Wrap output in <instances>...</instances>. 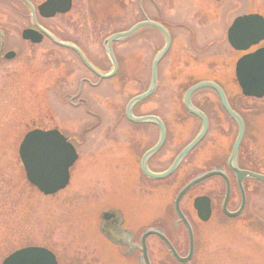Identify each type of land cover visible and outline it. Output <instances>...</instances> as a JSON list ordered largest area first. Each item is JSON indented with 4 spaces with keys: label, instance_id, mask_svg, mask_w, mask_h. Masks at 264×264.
<instances>
[{
    "label": "rangeland",
    "instance_id": "rangeland-1",
    "mask_svg": "<svg viewBox=\"0 0 264 264\" xmlns=\"http://www.w3.org/2000/svg\"><path fill=\"white\" fill-rule=\"evenodd\" d=\"M146 3L143 1V5ZM155 3L163 10L175 43L160 64L156 93L137 112L187 115L182 106L187 87L197 81H214L246 117L243 164L264 174V98L241 94L234 73L241 54L227 40V30L238 16H264V0ZM141 7L138 0H74L69 13L40 19L61 40L80 44L91 63L109 69L105 39L139 21ZM151 12L155 16L156 12ZM30 24V13L19 0H0V264L13 251L26 246L50 249L60 264H137L134 258L104 245L99 232L100 214L104 209L121 207L130 224L146 218H154V223L156 217H166L167 213L174 217L172 205L179 185L166 189L135 181L137 171L121 157L124 145L117 144L118 138L128 140L123 135L129 126L124 117L126 105L149 87L154 54L163 41L157 34L142 31L117 42L114 50L120 61L119 74L99 85H81L80 97L85 101L75 106L70 98L77 92L80 79L95 82L97 76L67 48L48 39L40 43L25 40L22 32ZM9 50L17 55L3 59V53ZM193 101L211 116L212 128L183 164L181 171L186 177L215 163L221 149L229 153L237 133L214 90L201 89ZM35 128L60 129L79 154L69 186L55 195L46 196L29 183L19 156L25 134ZM197 130L194 124L189 133ZM246 185L244 214L223 219L219 213L202 226L191 264H264V230H258L255 222L264 221V183L249 180ZM209 189L216 195L223 193L220 182L210 180L190 193V205L196 195ZM184 205L190 209L188 199ZM191 216L197 220L193 208ZM153 244L152 256L159 260L162 257L156 249H164Z\"/></svg>",
    "mask_w": 264,
    "mask_h": 264
},
{
    "label": "water",
    "instance_id": "water-1",
    "mask_svg": "<svg viewBox=\"0 0 264 264\" xmlns=\"http://www.w3.org/2000/svg\"><path fill=\"white\" fill-rule=\"evenodd\" d=\"M24 2H26L30 8L35 27L24 29L22 37L33 43H40L43 41L44 36H46L54 44L73 50L76 52L82 63L99 77L100 81L114 77L119 70V62L113 48V44L115 42L129 38L139 29L146 26H152L162 31L165 35L166 43L153 59L150 85L142 93L132 97L127 103L125 109V115L129 120L142 122L159 120L155 116L148 115L136 117L133 110L137 104L150 98L158 88L159 64L166 56L172 43L170 32L163 25L150 19H146L126 31L117 32L108 37L104 41V47L106 48L107 54L111 60L112 70L108 73H104L90 62V60L76 44L58 39L51 32L42 27L37 21V10L42 17L51 18L57 13H68L73 6L72 0H46L38 6L37 10L29 0H24ZM2 34L3 33L0 30V37L3 40ZM228 40L231 46L238 51H248L253 46L260 44L264 40V16L260 14H247L237 17L229 28ZM15 54L16 52L14 50L8 51L5 54V58L12 59L15 57ZM236 76L242 89V93L245 96L255 98L264 97V47H260L253 52L243 55L237 61ZM203 88H211L216 92L225 112L238 124V135L229 157V164L237 176L242 191V204L239 210L234 213H230L227 210L230 183L227 175L221 169L213 168L207 172L199 174L179 191L174 201L179 218L188 227L190 236V250L188 256L180 257L171 242L163 233L156 229H151L146 231L142 239V258L145 260L146 264H151V261L148 255L145 239L151 234L159 235L178 261L182 263H190L194 254V236L190 222L180 208V202L184 195L195 185L215 175L224 176L227 182V196L223 209L227 215L236 217L243 212L247 202L242 180L252 178L264 182V174L249 170H240L237 166L238 153L245 136L246 127L240 114H238L231 107L225 90L214 81L198 82L191 86L184 94V105L186 110L190 114L201 119L203 122L202 129L198 135L177 155L168 170L162 173H153L148 170L147 162L148 159L165 143L166 130L161 124L159 142L143 157L142 168L144 172L154 178L168 177L179 167L188 154L192 152L205 138L209 130L208 117L202 110L196 107L192 101L193 95ZM19 156L23 164L27 180L31 185L35 186L46 196L55 195L69 185L71 179L70 170L79 158L75 146L60 130L56 128L50 130L36 128L26 133L19 147ZM195 207L199 210V216L202 220L207 221L210 219L212 210L210 199L207 196L196 198ZM2 264H59V262L56 255L46 247L26 246L9 254L3 260Z\"/></svg>",
    "mask_w": 264,
    "mask_h": 264
},
{
    "label": "flooded vegetation",
    "instance_id": "flooded-vegetation-1",
    "mask_svg": "<svg viewBox=\"0 0 264 264\" xmlns=\"http://www.w3.org/2000/svg\"><path fill=\"white\" fill-rule=\"evenodd\" d=\"M19 1L22 3V5L30 13V21H31L30 25H31V27H35L33 19H32L30 8L26 4V2H24V0H19ZM29 1L36 8V10L38 9V6L42 3V2L37 3L34 0H29ZM99 1H111V0H99ZM143 1H145V3H146V1L149 2L150 5H152L153 9L151 10L150 8H147L146 7L147 3L145 5H143ZM257 1H262V0H257ZM72 2L74 5V0H72ZM140 3L142 4V7H143V8L141 7V10L139 8V12H140L142 17L134 25H136V24H138V23H140L146 19H150L152 21H155V22L163 25L170 32V35L172 38L171 47L166 54V56H167L169 54V52L171 51L173 44L175 43V38H174L173 32L171 31L169 25L167 24V22L163 18V10L155 3V0H138V4H140ZM151 11L156 12V14H159V15L155 14V16H154ZM61 15H63V14H56L52 18H55L56 16H61ZM40 18H42V17L38 14V10H37V21L42 27H44L41 24ZM134 25H132L131 27H133ZM44 28L46 30H48L49 32H51L53 35L59 37L53 31L47 29L46 27H44ZM143 28H145V29H142V28H141V30L139 29L140 31L138 30V32L134 33L129 38H133L134 36H136L138 33L142 32V31H148L149 33L152 32L154 34H157L162 39L163 46L156 50V52L154 54V57H155L157 55V53L164 47V45L166 43L165 35L162 33V31H160L159 29L152 27V26H146ZM120 32H122V31H120ZM44 39L49 40V38L46 36H44ZM147 42H148V44H152L151 41H147ZM72 43L76 44L87 55V52L83 49V47L80 44H78L77 42H74V41H72ZM116 43L117 42H115L114 45ZM261 46H264V44L261 43L258 46H254L248 52L254 51L255 49H258ZM196 51L200 53V50H196ZM72 52H74V51H72ZM74 53L78 57L76 52H74ZM245 53L246 52H240V54H241L240 56H242ZM106 54H107V52H106ZM16 55H17V52H16L15 56ZM139 57H143V54H140ZM3 59H6L5 53H3ZM107 59L109 60L108 55H107ZM95 65L98 67V69L100 71L106 72V73L111 71V69H112L111 66L109 69H106V68H103L101 66H98L97 64H95ZM120 67L121 66H119L118 74L120 72ZM99 83H101V81H99V77H97V81H95V82L89 78H81L79 81L77 92L73 96H71V98H70V103L75 105V106H79V105L83 104V102L85 101L84 99H82L80 97L82 94V91L81 90L79 91L81 85L84 86V84H89V85L95 86V85H99ZM73 100H76L77 102L74 103ZM148 100L149 99H147V100L139 103L138 105H136L134 110H133V113L136 117H143V116H147V115L148 116H155L156 118L159 119L158 120L159 122L158 121H149V122L134 121V120H129L127 118V116L124 115L125 119L129 123V126H128V129L124 131L123 135L128 140L122 141L119 138L117 139L118 145H124L125 146V147L123 146V154L121 155V157H125L127 160V163L129 165H131V167H134V170L137 171V175L135 176V181H137L139 183H144V184L150 185L151 187H152V185L153 186L158 185V187H161V188L165 187L166 189H168L170 186H178L179 185L177 188V193H176V196H177L179 191L188 182H190L192 179H194L196 176H198L199 174L204 173L206 171H209L210 169L218 168V169H221L227 175V177L229 179V183H230V194L228 196V201H227V210L230 213H234V212L238 211L239 208L241 207V204H242V191H241L237 176H236L235 172L231 169L230 164H229V157H230V154L232 152L236 137L238 135V130H239L238 124L230 116H228L224 112L223 107L219 103V105H220L221 109L223 110V112L225 113L228 121H230L234 125V127L237 129V133L235 134V139L233 140L231 145H229L230 146L229 153H225L220 148V145H219L218 147L221 149L222 155H221V157L217 158V161L215 163H212V165H209L207 167L200 169L196 173L189 174L187 177L184 176L183 172L181 171L183 164L187 161L188 157L198 147H200V145L206 140V138L209 136V134L211 132V128H212L211 116L208 114V112L203 107H201L200 105L196 104L193 101L194 105L196 107H198L199 109H201L208 117L209 130H208L207 135L202 140V142L187 156V158L179 165V167L171 175H169L166 178H154V177L147 175L144 172V170L142 168V160H143L144 155L150 149H152L155 145H157V143L159 142L160 135H161V124L164 126V128L166 130L165 143L154 155H152L148 159V162H147L148 170L153 172V173H162V172H165L166 170L169 169V167L171 166V164L175 160L176 156L201 131L202 126H203V122L198 117H196L192 114H189L187 112L183 101H182V106H183L184 111L187 113V115H179V114H171V115L165 114L164 115L162 113H159V111H157V110L150 111L148 113L147 112H145V113L139 112L138 113L137 110L139 111V108L141 109L143 107V103H145ZM230 105L238 114H240V116L242 117V119L245 123V126H246V117L240 113V111L237 109V106H235L231 101H230ZM188 117H190L192 120H195V121L188 120ZM194 124H195V126H197L198 130L196 131V133H189L190 129L193 128ZM121 128H122L121 126H118L119 133H121ZM246 128H247V126H246ZM245 135H246V132H245ZM186 138L188 140H186ZM244 141H245V137H244L242 144L240 146V149H239L237 166L240 170H249V171L259 173L255 169H252V168L245 166L242 162V160L244 159V156H243ZM173 152H175V154ZM213 179H217V181L220 182L221 186H223V193L221 192V195H216L214 193L213 189H209L207 191H202L201 194L196 195L192 199L191 205H190V203H189L190 198H191L190 193L193 190H196L197 188H199L200 186H205V184H207V182H209L210 180H213ZM249 180H254V179L247 178V179L242 180V185L244 187V191L246 194V201H248V199H247L248 198L247 197V185L246 184ZM226 183H227L226 179L222 175H215L213 177L205 179L204 181L200 182L199 184L195 185L192 189H190L184 195V197L182 198V200L180 202V208H181L183 214L185 215V217L190 222V225H191L192 230H193L194 254H193L191 261L193 260L195 253H196V248H197L198 242L200 240V235H201L200 233L202 231L201 230L202 226L208 225L209 223H211L212 220L215 218V216L219 213L221 214L223 219H236V218H239L240 216H242L245 212V209L247 207V202H246L245 209L243 210V212L239 216L231 217L224 212L223 207H224L225 199L227 196V184ZM201 196H207L210 199L212 212H211V217L208 221H203L201 219V217L199 216V210L195 207V199L198 197H201ZM185 199H188V207H190V209H187L185 207V205H184ZM174 201H175V199H174ZM174 201H173V205H172V209H173L172 211H173L174 217L172 218V216H170V214L167 213L166 217H156L157 221L154 223H152L154 218L153 219L146 218V219L137 220L134 223L130 224L127 217H126L125 211L121 207H113V208L104 209L100 214V228H99V232L101 233V235L104 238L103 239L104 245L105 246H107V245L111 246L112 248L117 250V252L122 256L134 258L137 261V264H146L145 260L142 258V255H143L142 251H141L142 239H143V236L146 233V231L151 230V229H156L166 236V238L171 242V244L173 245V247L175 248L177 253L180 255V257L188 256V253L190 250V236H189L188 227L179 218L177 211H176V208H175ZM192 208L195 212L197 220H194V218L191 216ZM145 243L147 246V251H148V255H149L151 264H188V263H182V262L178 261L173 256V254L170 252V249L167 246V244L164 242V240L157 234H151L148 237H146ZM152 243H154L155 246L161 245L164 249L163 252H162V250L156 249L157 254L160 257H162L159 260H156V258H153V256H152V253L154 252L153 251L154 249H152ZM181 245H183L184 248H186V250H187L186 252H183L181 250V247H180ZM191 261L189 264H191Z\"/></svg>",
    "mask_w": 264,
    "mask_h": 264
},
{
    "label": "trees",
    "instance_id": "trees-1",
    "mask_svg": "<svg viewBox=\"0 0 264 264\" xmlns=\"http://www.w3.org/2000/svg\"><path fill=\"white\" fill-rule=\"evenodd\" d=\"M187 89H188V87H187ZM255 222L257 223V225L259 227V228L257 227V229L260 230V231H263L264 230V221H262V220H256Z\"/></svg>",
    "mask_w": 264,
    "mask_h": 264
},
{
    "label": "bare ground",
    "instance_id": "bare-ground-1",
    "mask_svg": "<svg viewBox=\"0 0 264 264\" xmlns=\"http://www.w3.org/2000/svg\"><path fill=\"white\" fill-rule=\"evenodd\" d=\"M75 164H76V163H75ZM75 164H74V165H75Z\"/></svg>",
    "mask_w": 264,
    "mask_h": 264
}]
</instances>
